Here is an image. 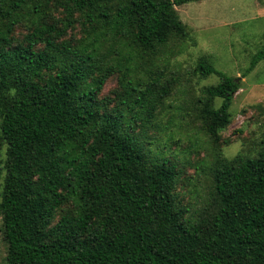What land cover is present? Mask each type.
Wrapping results in <instances>:
<instances>
[{
    "label": "trees",
    "instance_id": "trees-1",
    "mask_svg": "<svg viewBox=\"0 0 264 264\" xmlns=\"http://www.w3.org/2000/svg\"><path fill=\"white\" fill-rule=\"evenodd\" d=\"M191 1L0 0L8 264H264V150L223 154L241 79L205 56L191 76L218 82L193 95L166 70ZM262 61L264 44L243 77ZM192 112L211 152L195 164L166 152ZM187 166L206 176L198 206L179 191Z\"/></svg>",
    "mask_w": 264,
    "mask_h": 264
},
{
    "label": "rangeland",
    "instance_id": "rangeland-1",
    "mask_svg": "<svg viewBox=\"0 0 264 264\" xmlns=\"http://www.w3.org/2000/svg\"><path fill=\"white\" fill-rule=\"evenodd\" d=\"M176 10L182 22L191 28L192 34L184 45L173 48L175 52L171 55L170 65L167 69L165 65L163 67L168 74L180 77L182 84H188V80L195 84L193 95L199 94L201 88L218 82L217 76L202 81L191 76L202 57H209L218 70L240 78L242 88L235 95L231 108L234 120L222 134L229 141L223 147V154L230 159L239 153L255 156L264 150V61L245 77L243 74L264 44V0H199L176 6ZM114 88L116 81H111L104 92L110 93ZM182 98L183 94L175 93L169 103H182L187 114L190 105L181 102ZM192 115L193 112L186 116L184 127H172L175 139L181 142L166 152L168 156L170 151L177 154L181 162L195 164L199 160H209L211 152L205 138L196 134ZM196 149L198 152L194 153ZM201 165L198 164V167L202 168ZM186 172L188 180H182L179 185L182 200L186 205L198 206L197 202L206 195V176L198 171L197 174L191 166L186 167ZM1 228L0 218V264H8L7 246Z\"/></svg>",
    "mask_w": 264,
    "mask_h": 264
}]
</instances>
